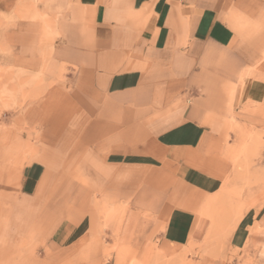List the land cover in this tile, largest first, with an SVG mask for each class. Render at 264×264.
<instances>
[{
	"label": "crops",
	"instance_id": "1",
	"mask_svg": "<svg viewBox=\"0 0 264 264\" xmlns=\"http://www.w3.org/2000/svg\"><path fill=\"white\" fill-rule=\"evenodd\" d=\"M3 66L32 153L1 192L24 264H264L205 243L232 129L264 132V0H8ZM264 229L248 208L230 244ZM211 249V250H210ZM224 256L222 258L221 256Z\"/></svg>",
	"mask_w": 264,
	"mask_h": 264
},
{
	"label": "rangeland",
	"instance_id": "2",
	"mask_svg": "<svg viewBox=\"0 0 264 264\" xmlns=\"http://www.w3.org/2000/svg\"><path fill=\"white\" fill-rule=\"evenodd\" d=\"M6 2L0 0V194L16 188L19 171L32 153L30 136L15 125L12 114L27 97L29 84L37 83L14 66H3V31L10 25L12 16L21 15L27 9L11 8ZM231 131L232 136L227 139L233 143V149L226 152L231 167L206 215L211 230L205 237V243H212L217 253L225 251L229 259L255 250L258 245L250 239L264 237V229L254 221L244 247L239 249L230 244V235L242 213L248 208L264 206V132L252 126ZM1 200L0 195V221L4 213ZM19 256L11 247L0 245V264H24Z\"/></svg>",
	"mask_w": 264,
	"mask_h": 264
}]
</instances>
